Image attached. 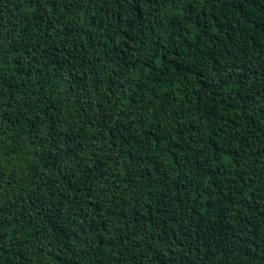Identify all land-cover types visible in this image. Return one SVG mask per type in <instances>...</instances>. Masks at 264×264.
<instances>
[{
    "label": "trees",
    "instance_id": "16d2710c",
    "mask_svg": "<svg viewBox=\"0 0 264 264\" xmlns=\"http://www.w3.org/2000/svg\"><path fill=\"white\" fill-rule=\"evenodd\" d=\"M0 264H264V0H0Z\"/></svg>",
    "mask_w": 264,
    "mask_h": 264
}]
</instances>
